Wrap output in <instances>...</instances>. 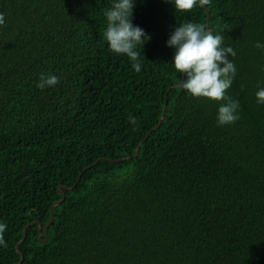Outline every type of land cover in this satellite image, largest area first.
Instances as JSON below:
<instances>
[{"label":"trees","instance_id":"16d2710c","mask_svg":"<svg viewBox=\"0 0 264 264\" xmlns=\"http://www.w3.org/2000/svg\"><path fill=\"white\" fill-rule=\"evenodd\" d=\"M111 3L0 0V264H264V0H137L139 73L104 38ZM188 21L236 51L232 125L175 87L166 42Z\"/></svg>","mask_w":264,"mask_h":264},{"label":"clouds","instance_id":"9594fccd","mask_svg":"<svg viewBox=\"0 0 264 264\" xmlns=\"http://www.w3.org/2000/svg\"><path fill=\"white\" fill-rule=\"evenodd\" d=\"M175 9V13H187L196 7L204 8L211 0H165ZM137 0H112L111 6L104 11L107 27L104 38L109 49L117 55H126L132 67L139 73L142 70L140 49L151 41L152 36L133 23ZM6 22L4 13L0 12V26ZM173 50L171 64L175 70L184 75L180 87L195 98H205L219 103L217 125H232L239 120V101L228 95L237 75L234 63L236 51L225 46L223 35L206 29L203 25L191 21L174 27L166 42ZM255 47L264 51V42L258 41ZM145 58V57H144ZM60 83V77L51 73H41L37 88L45 90ZM258 104H264V87L256 92ZM132 124L135 118L130 117ZM6 225L0 223V245H5L3 233Z\"/></svg>","mask_w":264,"mask_h":264},{"label":"water","instance_id":"95a60500","mask_svg":"<svg viewBox=\"0 0 264 264\" xmlns=\"http://www.w3.org/2000/svg\"><path fill=\"white\" fill-rule=\"evenodd\" d=\"M208 21H209V17L207 18V22H206V26H207V28H208ZM182 80H183V79H182ZM179 85H180V84L176 85L175 87H176V88H180ZM170 89H171V88H170ZM165 110H166V103H165V105H164V107H163V111H162V116H161L160 122H159V124L155 127V130H157V129L160 127V125L162 124V122H163V120H164ZM149 134H150V133H148V134L146 135V138L149 136ZM142 142H143V141H142ZM142 142H141V143H142ZM141 143H140V144H141ZM139 150H140V145H138L137 148H136V154H135V156H137V154L139 153ZM122 160H125V159H122ZM78 181H79V178H78ZM75 185H76V184H75ZM75 185H74V186H75ZM73 188H74V187H72V188H65V189H66V190H72ZM60 191H61V190H59V193L62 194V196H63L62 201H63V200L65 199V194L62 193V192H60ZM60 203H61V202H57V203L53 204L52 208L50 209L51 218H50L49 222L47 223V225H46L45 228H44L45 235H47V230H48L49 226L51 225V223H52V221H53V211H52V209H53V207L60 205ZM34 224H35V223H33V224H31V225H34ZM37 224L39 225L38 234H39V236H40L42 226H41V224H40L39 222H37ZM26 228H27V227H26ZM26 228H25L24 231H23V238L19 241V243L17 244V247H16V248H18V246H19V245L24 241V239L26 238ZM22 260H23V257H22L21 261H22ZM21 261L18 262V263H16V264H21Z\"/></svg>","mask_w":264,"mask_h":264}]
</instances>
